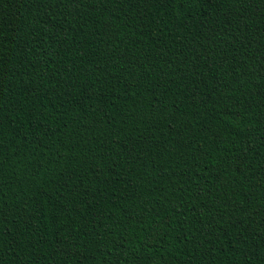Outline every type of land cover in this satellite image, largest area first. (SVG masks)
Returning <instances> with one entry per match:
<instances>
[{
	"label": "trees",
	"instance_id": "obj_1",
	"mask_svg": "<svg viewBox=\"0 0 264 264\" xmlns=\"http://www.w3.org/2000/svg\"><path fill=\"white\" fill-rule=\"evenodd\" d=\"M0 264H264V0H0Z\"/></svg>",
	"mask_w": 264,
	"mask_h": 264
}]
</instances>
